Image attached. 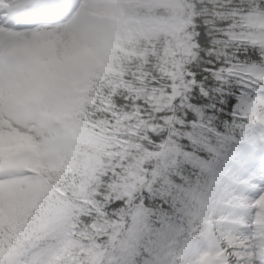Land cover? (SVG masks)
Segmentation results:
<instances>
[{"label": "snow or ice", "instance_id": "6c2138e0", "mask_svg": "<svg viewBox=\"0 0 264 264\" xmlns=\"http://www.w3.org/2000/svg\"><path fill=\"white\" fill-rule=\"evenodd\" d=\"M0 264H264V0H0Z\"/></svg>", "mask_w": 264, "mask_h": 264}]
</instances>
